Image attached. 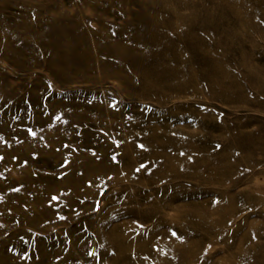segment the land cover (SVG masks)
I'll return each mask as SVG.
<instances>
[{"label":"rangeland","instance_id":"obj_1","mask_svg":"<svg viewBox=\"0 0 264 264\" xmlns=\"http://www.w3.org/2000/svg\"><path fill=\"white\" fill-rule=\"evenodd\" d=\"M0 264H264V0H0Z\"/></svg>","mask_w":264,"mask_h":264}]
</instances>
